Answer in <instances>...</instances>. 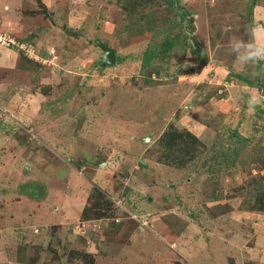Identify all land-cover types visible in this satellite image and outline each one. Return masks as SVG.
I'll return each mask as SVG.
<instances>
[{"label": "rangeland", "instance_id": "1", "mask_svg": "<svg viewBox=\"0 0 264 264\" xmlns=\"http://www.w3.org/2000/svg\"><path fill=\"white\" fill-rule=\"evenodd\" d=\"M0 35V264H217L177 239L230 209L213 198L258 206L264 136L240 137L214 100L245 103L231 73L264 80L235 40L264 42V0H0ZM170 125L202 145L169 155Z\"/></svg>", "mask_w": 264, "mask_h": 264}, {"label": "crops", "instance_id": "2", "mask_svg": "<svg viewBox=\"0 0 264 264\" xmlns=\"http://www.w3.org/2000/svg\"><path fill=\"white\" fill-rule=\"evenodd\" d=\"M210 74L212 75V73ZM213 74L218 81H223L227 77L228 71L223 66H218ZM225 82L227 83V81ZM249 88L247 89L245 86L244 95L246 92L247 94L245 97L243 95V99L246 100L248 97L251 104L246 102L247 106L244 107L246 103L243 102L240 107H235L232 102L234 98L229 95L226 98L221 97L214 100L217 104L215 112L224 113L227 122H233L235 126H238L240 137L255 138L261 133L264 136V114L259 112L264 107V95H261L257 88ZM208 112L212 114L213 111ZM198 128L195 126L190 130L199 136L196 132ZM246 129H248V133H246ZM259 165L261 167H252L249 175L259 173L264 189V165ZM224 179L227 177L220 181L219 188L226 194L232 185L223 183ZM186 180L188 182V179ZM212 200L217 202L216 205L227 202L230 209L213 217L207 216L201 227H198L194 222L187 224L180 236L181 241L177 239L186 258L194 262L197 259L195 255L203 254L207 258L215 256L219 258L217 264H227L229 257L234 258L235 264H264V210L250 209L248 201L242 194L222 197L220 200L213 198ZM189 233H196L197 236L190 238ZM207 244L209 245L208 251L205 249L198 252V247L206 248ZM208 261L210 260L208 259Z\"/></svg>", "mask_w": 264, "mask_h": 264}, {"label": "trees", "instance_id": "3", "mask_svg": "<svg viewBox=\"0 0 264 264\" xmlns=\"http://www.w3.org/2000/svg\"><path fill=\"white\" fill-rule=\"evenodd\" d=\"M178 42V38H173L171 40H168L167 43L163 44L160 48H158L157 46H148L141 55V67L145 68L152 60V58L159 56L160 53L169 51L173 47V45ZM231 75L234 79L244 82L247 86L257 88L259 93L261 95H264V80L256 81L254 79H250L247 75L240 73H231ZM231 75L228 77V81H230ZM246 102H249L248 97H246L245 103ZM246 106L247 103L244 105V107ZM259 112L264 114V107L260 109ZM160 143L167 151H169V155H188V153H190L189 149L196 150L197 147L202 145L200 140L195 135H193L186 129L179 130L172 125H170L168 130L162 134ZM256 201L258 206L251 207V209L264 210V189L262 185H260L259 187L257 186ZM228 210L229 209L220 210L217 214L224 213ZM91 211L92 209L90 207H84L82 211V218L86 219L92 216Z\"/></svg>", "mask_w": 264, "mask_h": 264}, {"label": "clouds", "instance_id": "4", "mask_svg": "<svg viewBox=\"0 0 264 264\" xmlns=\"http://www.w3.org/2000/svg\"><path fill=\"white\" fill-rule=\"evenodd\" d=\"M258 31V29H257ZM235 38V37H234ZM236 46L242 48V53L237 54V60L241 61L245 58H250V61L255 63L264 59V42L252 43L244 42L242 39L235 38ZM252 103L251 101L249 102Z\"/></svg>", "mask_w": 264, "mask_h": 264}, {"label": "water", "instance_id": "5", "mask_svg": "<svg viewBox=\"0 0 264 264\" xmlns=\"http://www.w3.org/2000/svg\"><path fill=\"white\" fill-rule=\"evenodd\" d=\"M170 3H171V1H170ZM170 6L171 7L175 6L176 7V10L179 11V13L182 14V16H181V22L183 24L188 25V24H190V23L193 22L192 17L187 16V14H186L187 12L185 10L181 9L180 7H178L175 4L174 5H171L170 4ZM101 46H102V49L104 51V58L101 61V65L104 67L106 65L113 64L115 62V53H114V51L112 49L106 47V46H103V45H101Z\"/></svg>", "mask_w": 264, "mask_h": 264}, {"label": "built area", "instance_id": "6", "mask_svg": "<svg viewBox=\"0 0 264 264\" xmlns=\"http://www.w3.org/2000/svg\"><path fill=\"white\" fill-rule=\"evenodd\" d=\"M3 37L0 35V41L2 42V43H5L6 45H9V44H13L14 45V41L12 40V39H7V40H5V38L4 39H2ZM16 44V43H15ZM25 50H29L30 48H27V47H25L24 48ZM32 49V48H31ZM31 52L33 51V49L32 50H30Z\"/></svg>", "mask_w": 264, "mask_h": 264}]
</instances>
